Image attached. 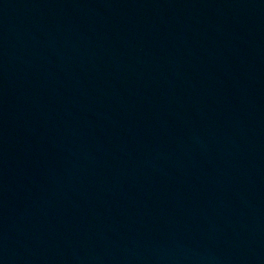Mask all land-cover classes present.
Instances as JSON below:
<instances>
[{
  "label": "water",
  "instance_id": "water-1",
  "mask_svg": "<svg viewBox=\"0 0 264 264\" xmlns=\"http://www.w3.org/2000/svg\"><path fill=\"white\" fill-rule=\"evenodd\" d=\"M0 264H264V0H0Z\"/></svg>",
  "mask_w": 264,
  "mask_h": 264
}]
</instances>
